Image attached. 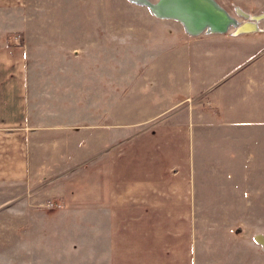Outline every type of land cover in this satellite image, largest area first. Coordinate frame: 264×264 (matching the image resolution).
Instances as JSON below:
<instances>
[{"label": "crops", "instance_id": "0c3cea01", "mask_svg": "<svg viewBox=\"0 0 264 264\" xmlns=\"http://www.w3.org/2000/svg\"><path fill=\"white\" fill-rule=\"evenodd\" d=\"M31 3L0 0V247H13L8 233L20 230L27 231L30 247L32 223L40 227L36 234L41 230L40 219L32 220L42 216L36 206L52 199L42 195L46 169L71 168V193L61 189L59 211L72 223L42 236V243L56 247L45 254L46 264H206L208 248L230 250L225 255L231 259L246 251L243 258L254 264L256 248L264 253L255 240L257 233L264 237V225L238 236L203 223L217 216L237 222L257 210L264 216V44L249 40L256 47L249 61L238 68L246 56L237 59L218 73L220 81L196 88V96L205 93L189 107L112 120L105 107L107 67L62 64L73 59L64 38L73 31L64 26L72 23L37 19ZM54 25L60 32L51 35L47 28L52 32ZM255 33L264 30L229 35ZM78 72L103 77L86 79L79 93L73 84L79 78L70 76L72 85H66L62 76ZM68 98L84 106L83 115L59 112L56 106ZM46 136L51 140L43 141ZM222 232L229 234L225 242ZM67 237L71 244L83 242L85 258L67 254Z\"/></svg>", "mask_w": 264, "mask_h": 264}, {"label": "rangeland", "instance_id": "374dc122", "mask_svg": "<svg viewBox=\"0 0 264 264\" xmlns=\"http://www.w3.org/2000/svg\"><path fill=\"white\" fill-rule=\"evenodd\" d=\"M219 1L239 21L243 20V17L236 13V6L249 13H259L264 10V0ZM31 2V14L37 19L72 23L64 26L69 30L73 29L72 33L65 32L64 38L71 42L67 51L73 59L70 62V58H66V61L61 62L62 64L71 63L75 66L104 64L107 67L110 85L106 84L105 87L110 88L111 91H109L110 95L105 107L110 110L112 120L121 118L123 121H130L163 111L165 108V112L170 113L179 111L182 107L183 109L189 107L205 93L201 92L196 96L193 92L196 88L208 87L214 81V83L220 81L224 76L217 78L218 73L230 68L237 59L246 56L237 65L238 68L249 61V56L255 53L253 50L256 48L252 47L249 40L254 39L256 45L264 44V33L230 36L234 28L232 26L221 35L206 34L191 37L180 21L174 18H169L174 19L173 21L157 19L147 6L138 5L140 3L136 5V2L132 3L130 0H31ZM259 25L261 26L259 28L264 30V17L259 20ZM49 28H52V32L47 28L51 35L60 32L55 25ZM52 38L55 40V37ZM72 47L77 49L72 51ZM72 75L79 78V81L76 80L73 83L79 93L81 90L86 91L88 83L86 79L103 77L101 76L103 74L97 73L94 75L85 72L64 73L62 76L66 85H72L70 82ZM96 84H98L97 81ZM63 90L65 91L66 88ZM68 99L62 102V105L56 106L59 112L66 110L70 115H83L80 112L84 106L76 107L71 103L73 99ZM178 99H181V103L173 105ZM42 139L45 142L51 140L48 136ZM42 154V161L45 162L49 154L46 151ZM54 154L56 153L50 154V157ZM72 170L71 168L46 169V175L42 177V195H49L52 199L37 204L36 208L42 209V216L32 218L36 221L40 219V234H36L40 227L34 221L31 227L32 240L28 248L26 247L28 239H25L27 231L20 230L13 235L8 233L13 247H0V262L12 260L13 264L48 263L49 260L45 261V258H48L56 247L42 243V236H48L47 230L55 231L54 227L57 225L72 223L71 217L64 216L59 211L61 189L71 193L70 173ZM210 203L207 202L208 206ZM261 212L263 211L257 210L255 215L244 216L240 218L241 222L240 220L231 221L234 218L232 216L229 218L207 217L203 224L217 228L224 227V230L237 233L238 236L250 235L252 231L250 225L253 227L264 225V216ZM79 219L82 221V218ZM36 229L37 231H34ZM227 235L222 232L220 240L225 242ZM68 237L65 245L67 254L70 255L73 252L72 255H77L76 251H78L79 258H85L86 248L83 242L80 240L79 244L78 242L71 244ZM1 238L3 235L0 233ZM58 250L61 249L58 248ZM228 251L230 250L208 248L206 264H247L246 258H243L246 256V251H242L239 259H231L229 255H225ZM254 252V264H264V253L258 248ZM215 255L218 257L217 263L210 261V257L213 259ZM248 258L250 259L249 254Z\"/></svg>", "mask_w": 264, "mask_h": 264}, {"label": "water", "instance_id": "95a60500", "mask_svg": "<svg viewBox=\"0 0 264 264\" xmlns=\"http://www.w3.org/2000/svg\"><path fill=\"white\" fill-rule=\"evenodd\" d=\"M132 2H140L143 5L147 6V8L157 16L163 17H172L178 20H181L183 28L186 32L191 34H197L201 31L204 32H225L228 27H234L232 33H240V32H250L254 30H260L258 26V22L261 18L264 17L263 12L259 13H249L239 6L235 7L236 13L240 14L243 17L242 22L240 23L234 15H232L228 10L221 5L217 0H199L203 4H205L208 8L214 10L216 13H211L212 17L215 19L212 20H204L202 15H194L191 13L190 9L184 10L182 6H175L171 12H167L165 14L159 12V6L162 1L167 0H130ZM181 1V0H178ZM169 2V0H168ZM240 23V24H239ZM255 240L260 244L264 245V237L261 233H257L255 235Z\"/></svg>", "mask_w": 264, "mask_h": 264}, {"label": "bare ground", "instance_id": "6f19581e", "mask_svg": "<svg viewBox=\"0 0 264 264\" xmlns=\"http://www.w3.org/2000/svg\"><path fill=\"white\" fill-rule=\"evenodd\" d=\"M136 3H140V2H136ZM142 4V3H140ZM143 5V4H142ZM182 6V9L184 10H188L190 9L191 13H193L194 15H202L204 20H212V15L214 13H216L214 10L208 8L205 4H203L202 2H200L199 0H181V1H178V0H168L165 2V1H162V3L160 4L159 6V12L160 13H167V12H171L172 9L175 7V6ZM151 12V11H150ZM211 13H213L211 15ZM153 14V13H152ZM157 16V15H155ZM157 17H160V18H172V17H163V16H157ZM212 17V18H211ZM175 19V18H174ZM214 19V18H213ZM178 20V19H176ZM215 20V19H214ZM181 22V20H178ZM239 21V20H238ZM240 23L242 21H239ZM239 23V24H240ZM229 28V27H228ZM255 31V30H254ZM204 32V31H201V33ZM189 33V32H188ZM200 33V32H199Z\"/></svg>", "mask_w": 264, "mask_h": 264}, {"label": "built area", "instance_id": "2783aa9c", "mask_svg": "<svg viewBox=\"0 0 264 264\" xmlns=\"http://www.w3.org/2000/svg\"><path fill=\"white\" fill-rule=\"evenodd\" d=\"M14 37H15L16 39H19L20 35H19V34H15Z\"/></svg>", "mask_w": 264, "mask_h": 264}]
</instances>
